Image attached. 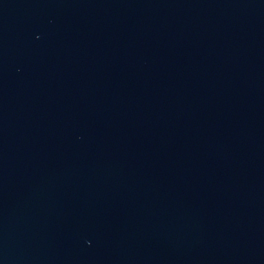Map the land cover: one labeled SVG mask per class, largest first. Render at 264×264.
<instances>
[{"label": "water", "instance_id": "95a60500", "mask_svg": "<svg viewBox=\"0 0 264 264\" xmlns=\"http://www.w3.org/2000/svg\"><path fill=\"white\" fill-rule=\"evenodd\" d=\"M0 264H264V0H0Z\"/></svg>", "mask_w": 264, "mask_h": 264}]
</instances>
